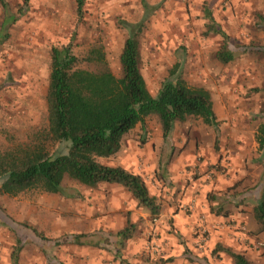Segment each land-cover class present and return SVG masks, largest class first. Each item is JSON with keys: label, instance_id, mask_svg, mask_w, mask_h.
Returning a JSON list of instances; mask_svg holds the SVG:
<instances>
[{"label": "rangeland", "instance_id": "obj_1", "mask_svg": "<svg viewBox=\"0 0 264 264\" xmlns=\"http://www.w3.org/2000/svg\"><path fill=\"white\" fill-rule=\"evenodd\" d=\"M217 30L234 54L228 64L217 59L224 42ZM133 34L151 94L173 73L204 87L218 126L190 117L164 138L152 115L124 137L117 155L99 159L141 175L159 205L156 216L121 185L92 188L66 176L62 193L10 196L0 177V264H183L175 262L181 256L184 264H233L223 251L233 248L212 242L220 223L200 211L206 204L198 196L207 188L210 200L224 199L226 213L241 210L239 196H250L244 206L254 217L264 196V150L257 142L264 123V0H86L82 17L75 0H0V154L41 140L51 152L66 150L45 135L53 46L71 43L81 59L103 46L119 76L120 54ZM219 184L223 189H210ZM128 217L136 235L121 243L117 234ZM243 225L237 232L260 234ZM259 243L250 248L263 256Z\"/></svg>", "mask_w": 264, "mask_h": 264}, {"label": "trees", "instance_id": "obj_2", "mask_svg": "<svg viewBox=\"0 0 264 264\" xmlns=\"http://www.w3.org/2000/svg\"><path fill=\"white\" fill-rule=\"evenodd\" d=\"M82 17L86 0H75ZM207 12H209L207 10ZM210 17V16H209ZM217 59L228 64L234 54L228 36ZM51 74L47 94L48 127L45 135L66 150L51 152L43 142L17 152L0 154L1 191L17 196L39 189L50 194L63 191L65 177L88 187L100 183L119 184L135 198L138 207L152 215L160 213L144 178L122 166L104 164L99 159L117 155L124 137L139 124L143 127L152 115L159 118L163 137L167 138L177 122L190 117L201 118L209 126H218L211 93L204 87H192L182 77L167 79L154 97L140 69V43L135 34L125 41L120 54L121 74L116 75L103 46H93L79 58L72 44L53 46L50 50ZM86 63L87 68H80ZM259 148L264 150V123L257 131ZM260 233H264V196L255 208ZM137 227L128 217L127 226L118 232L121 243L135 237ZM223 251L233 264H254L245 255L230 248Z\"/></svg>", "mask_w": 264, "mask_h": 264}, {"label": "crops", "instance_id": "obj_3", "mask_svg": "<svg viewBox=\"0 0 264 264\" xmlns=\"http://www.w3.org/2000/svg\"><path fill=\"white\" fill-rule=\"evenodd\" d=\"M215 110V109H214ZM216 113V112H215ZM218 120V119H217ZM260 149V148H259ZM261 150V149H260ZM235 177V176H234ZM239 178V175H237V179ZM234 178H231L229 181H233ZM119 185V184H117ZM225 185H229L228 182L225 181ZM223 185V186H225ZM195 189H198L196 187ZM210 189H223L222 185L219 184V186H210ZM208 191L207 188L202 187V191L200 192L199 200L201 202H204L206 204V207L201 208L200 211H203L205 214H209L211 221H218V226L215 231V233L212 235V242L217 243H223L225 246H229L233 248L234 252L236 253H241L246 256V258L253 262L254 264H264V255L260 256L259 254H255L254 252L251 251L250 244H253L257 241V239H261L264 241V233H260L255 237L248 236L246 234H241L238 230V227L241 224H244L242 228H247L249 231L251 230H259V225L254 217V210L247 209L244 204H245V198H248L250 196H239L238 198L241 199L240 201L244 204L241 206V210H238L237 212H222V207L224 202L223 198H218L217 201H221V203L215 201V200H210L209 197L206 195V192ZM189 192V191H187ZM220 196V195H219ZM186 198V197H185ZM184 198V200H185ZM259 199V196H255V199ZM223 201V202H222ZM218 205V206H217ZM218 207V208H217ZM230 209V208H229ZM247 209V210H246ZM183 212L180 211L178 214L175 215L176 218L181 216ZM190 222V220H188ZM237 222V225L234 226V224L231 223ZM183 226V225H182ZM181 226V228H182ZM236 230V232H235ZM118 237V235H117ZM118 239H120L118 237ZM121 241V240H120ZM198 254V253H197ZM188 256H191V253H188ZM58 260V258H56ZM187 259L185 256H181V258H177L175 262H180L184 264V261ZM59 261V260H58Z\"/></svg>", "mask_w": 264, "mask_h": 264}, {"label": "built area", "instance_id": "obj_4", "mask_svg": "<svg viewBox=\"0 0 264 264\" xmlns=\"http://www.w3.org/2000/svg\"><path fill=\"white\" fill-rule=\"evenodd\" d=\"M191 205H192V207H195V202H192ZM263 246H264L263 243H259V244H258V247H263Z\"/></svg>", "mask_w": 264, "mask_h": 264}]
</instances>
